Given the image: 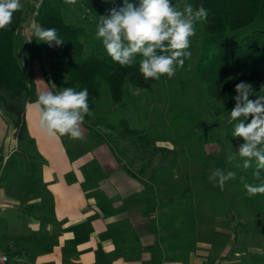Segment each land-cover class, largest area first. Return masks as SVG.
<instances>
[{"label":"crops","instance_id":"1","mask_svg":"<svg viewBox=\"0 0 264 264\" xmlns=\"http://www.w3.org/2000/svg\"><path fill=\"white\" fill-rule=\"evenodd\" d=\"M28 24L23 13L16 57L30 44ZM41 60H18L30 90L24 139L0 107V252L10 264H264L261 232L237 230L223 213L185 225L175 200L162 202L149 168L131 162L111 134L85 121L81 139L42 130L35 101L59 87Z\"/></svg>","mask_w":264,"mask_h":264},{"label":"trees","instance_id":"2","mask_svg":"<svg viewBox=\"0 0 264 264\" xmlns=\"http://www.w3.org/2000/svg\"><path fill=\"white\" fill-rule=\"evenodd\" d=\"M228 1L235 5L228 6ZM76 2L90 17L89 25L66 22L67 0H40L35 20L42 28H55L64 41L59 45L40 41L43 57L50 69L65 73L66 88L88 90L91 115L85 119H89L100 101L101 83L107 87L114 108L123 100L125 84L149 89L159 80L143 78L139 72L140 56L130 67L114 63L95 37L100 16L122 6V0ZM186 3L194 8L203 5L207 13L206 18L197 22L200 51L194 71L206 94L229 108L234 101L235 85L243 81L252 85L250 99L264 96V0H186ZM22 16L23 9L14 13L8 27L0 29V107L13 115L14 135L18 140L25 137L24 110L30 94L24 69L14 53V33ZM181 67L177 65L176 71ZM109 125L118 129L113 140L133 163L142 162L146 166L158 160L160 166H167L175 155L172 148L151 146L144 131L130 128L124 118ZM254 169L255 164L250 170ZM186 192L187 188L182 194ZM259 197L264 198V194Z\"/></svg>","mask_w":264,"mask_h":264},{"label":"rangeland","instance_id":"3","mask_svg":"<svg viewBox=\"0 0 264 264\" xmlns=\"http://www.w3.org/2000/svg\"><path fill=\"white\" fill-rule=\"evenodd\" d=\"M39 2L40 0H21L24 16L29 20L28 29L36 24V20L32 19V12ZM173 3L181 8L187 4L186 0H173ZM229 4L228 1V6L235 5L233 2ZM64 18L74 25H89L90 19L77 2L71 4L68 0ZM195 29L196 33L190 38L188 49L191 55L185 58L184 65L171 79L161 77L149 89L125 84L123 100L114 108L111 107L107 87L101 83L100 101L93 116L84 119L87 122L85 127L91 124L113 137L118 129L109 124H117L120 118H124L130 128L144 131L151 146L174 149L175 155L170 158L167 166H160L159 161L155 160L144 168H149L147 174L151 175L152 181L160 183L162 202L169 205L175 200L173 207L184 217L185 225L194 224L192 216L223 213L230 216L228 223L235 225L239 222L237 230L246 226L264 235V198L259 197V194L249 196L244 188L245 182L256 184L258 181L250 168L243 169V159L238 155L235 159L228 160L230 153L238 154L239 145L243 143L242 139L232 137V125L227 123L235 100L229 108L224 107L210 98L204 86L195 79V65L200 51L197 23ZM28 31L27 35H30ZM31 35L30 44L23 43L16 51L18 60L24 59L27 63L32 59L42 61L43 58L41 42ZM44 61L47 65L45 58ZM47 68L51 82L59 87V91L66 88L65 73L48 66ZM236 94L234 91L233 96ZM6 114L12 118L9 121L10 127L12 124L14 126L13 115L8 112ZM98 118H102L100 122H97ZM23 151L22 147L20 152ZM19 155V152L15 153L10 159V166L18 164ZM216 168L237 174L235 179L226 182L223 190L209 180ZM186 188L187 192L182 194ZM230 242L234 244V240Z\"/></svg>","mask_w":264,"mask_h":264},{"label":"clouds","instance_id":"4","mask_svg":"<svg viewBox=\"0 0 264 264\" xmlns=\"http://www.w3.org/2000/svg\"><path fill=\"white\" fill-rule=\"evenodd\" d=\"M68 2L75 4L76 0ZM22 8L21 0H0V29L8 27L14 13ZM206 15L203 5L194 8L184 4L181 8L173 0H122V6L113 7L106 16H100L95 37L111 60L121 67L132 66L140 56L139 72L145 80H160L164 76L171 79L177 65L183 66V58L191 55L190 38L196 33V23ZM31 31L37 41L56 45L64 42L55 28L45 29L33 24ZM251 89L252 85L247 82L235 85V105L227 123L232 125V137L242 139L243 143L239 145L238 154L230 153L228 160L238 155L243 159V169L252 168L255 163L253 176L258 183H244L247 194L255 196L264 194V96L250 99ZM35 106L40 127L49 135L82 138L81 125L85 116L91 115L86 88L42 91ZM236 176L233 171L216 168L209 180L223 190L226 182ZM241 180L243 182L242 177Z\"/></svg>","mask_w":264,"mask_h":264},{"label":"built area","instance_id":"5","mask_svg":"<svg viewBox=\"0 0 264 264\" xmlns=\"http://www.w3.org/2000/svg\"><path fill=\"white\" fill-rule=\"evenodd\" d=\"M38 6V5H37ZM37 6L34 8L32 12V19H35V16L37 15ZM28 33L31 34V28L28 29ZM223 260L221 258L215 259V264H220ZM0 264H10L9 257L6 253L0 252Z\"/></svg>","mask_w":264,"mask_h":264}]
</instances>
